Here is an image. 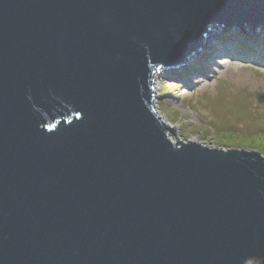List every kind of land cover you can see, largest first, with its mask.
I'll return each instance as SVG.
<instances>
[{"label":"water","instance_id":"95a60500","mask_svg":"<svg viewBox=\"0 0 264 264\" xmlns=\"http://www.w3.org/2000/svg\"><path fill=\"white\" fill-rule=\"evenodd\" d=\"M257 31L264 0H0V264H264V156L153 109L161 70Z\"/></svg>","mask_w":264,"mask_h":264},{"label":"rangeland","instance_id":"374dc122","mask_svg":"<svg viewBox=\"0 0 264 264\" xmlns=\"http://www.w3.org/2000/svg\"><path fill=\"white\" fill-rule=\"evenodd\" d=\"M208 38L213 41H204L195 54L200 67L161 70L155 75L164 119L176 127V136L183 143L222 150L262 149L261 141L253 142V138L264 137V32ZM214 44L222 51L213 50ZM187 69L194 70L193 74ZM180 76H184L182 81ZM176 136H169L173 144Z\"/></svg>","mask_w":264,"mask_h":264},{"label":"bare ground","instance_id":"6f19581e","mask_svg":"<svg viewBox=\"0 0 264 264\" xmlns=\"http://www.w3.org/2000/svg\"><path fill=\"white\" fill-rule=\"evenodd\" d=\"M206 43L207 44H210L211 43V41H213L212 39H209V38H206ZM216 45H218V44H214V45H211V48H213V50H215V49H219L220 51H222V49L219 47V46H217L216 47ZM223 48L225 47V46H222ZM226 50V49H225ZM225 52V51H224ZM214 56H216V55H213V57ZM218 57H220V55H218ZM197 58H198V56L196 57V55L195 56H193V57H191L190 58V60H189V63L192 61V63L190 64V65H187V67H189V69H192V67L193 66H196L195 68L197 69L198 67H200V65H196L197 63ZM186 67V68H187ZM187 71H188V69H187ZM192 71H194V70H192ZM192 71H188L189 73H191V74H193V72ZM167 73V72H166ZM157 76V75H156ZM183 77L184 76H180V80L182 81L183 80ZM168 78V77H167ZM155 81H154V91H155V96H154V100H153V109H154V111L156 112V114L170 127V128H174L175 126H173V124L168 120V119H164V115H163V113H162V111H161V108H160V106H159V102H158V100H157V97H158V94H159V87H158V85H160V83L159 84H157V77H155V79H154ZM175 129H176V127H175Z\"/></svg>","mask_w":264,"mask_h":264},{"label":"trees","instance_id":"16d2710c","mask_svg":"<svg viewBox=\"0 0 264 264\" xmlns=\"http://www.w3.org/2000/svg\"><path fill=\"white\" fill-rule=\"evenodd\" d=\"M223 135V134H222ZM261 136H263V135H260V137L258 138V137H252L253 139H254V141L253 142H256L257 143V141H255V140H257V139H259L261 142H259L260 143V147H262V149H259V148H255V150L256 151H258V152H261V153H264V137H262L261 138ZM258 140V141H259ZM250 143H253L252 142V140H248Z\"/></svg>","mask_w":264,"mask_h":264}]
</instances>
